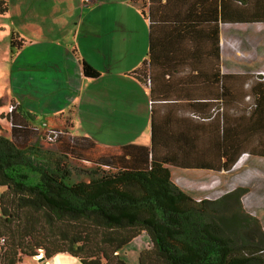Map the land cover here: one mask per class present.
Masks as SVG:
<instances>
[{"label":"crops","instance_id":"crops-1","mask_svg":"<svg viewBox=\"0 0 264 264\" xmlns=\"http://www.w3.org/2000/svg\"><path fill=\"white\" fill-rule=\"evenodd\" d=\"M5 1L9 10L0 15L13 20ZM34 1L49 6L35 8L19 23L0 24L4 37H10L11 61L23 56L24 69L38 74L46 68L48 78V67L56 68L52 83L65 86L68 101L48 116L33 114L15 97L3 102L19 104L34 124L67 128L78 139L77 154L89 164L93 159L116 171L163 163L173 182L196 199L209 192L219 196L208 199L242 192L241 178V189L227 188L225 180L245 153L249 156L233 174L245 175L251 165L258 169L252 177L260 174L258 181L264 180V0ZM57 21L61 37L49 39ZM12 32L20 43L15 52ZM28 49L44 52L28 58ZM84 62L98 71L97 77L85 76ZM57 91L54 98L61 96ZM218 100L223 109L215 112ZM256 103L259 107H252ZM42 136L23 134V141L36 144ZM208 179L213 187L205 191ZM216 179L223 184L215 185ZM250 183L254 186L255 178ZM221 186L224 190H218ZM255 204L263 205L251 200L249 207ZM18 264L84 263L59 253Z\"/></svg>","mask_w":264,"mask_h":264},{"label":"trees","instance_id":"trees-1","mask_svg":"<svg viewBox=\"0 0 264 264\" xmlns=\"http://www.w3.org/2000/svg\"><path fill=\"white\" fill-rule=\"evenodd\" d=\"M8 10L0 0V14ZM18 45L12 32V52ZM83 72L99 74L88 62ZM146 83L152 85L151 73ZM222 102L215 112L223 109ZM10 106L12 136L0 133V186L7 187L1 200L0 264H18L39 250L45 260L67 253L84 264H127L122 250L143 232L151 244L140 253V264H264V231L246 213L239 190L197 200L173 182L161 162L116 171L93 159L85 165L76 135L64 127L42 130L46 125L30 121L19 104ZM51 128L66 134L49 141ZM42 131L44 141L61 148L23 141V134Z\"/></svg>","mask_w":264,"mask_h":264},{"label":"rangeland","instance_id":"rangeland-1","mask_svg":"<svg viewBox=\"0 0 264 264\" xmlns=\"http://www.w3.org/2000/svg\"><path fill=\"white\" fill-rule=\"evenodd\" d=\"M8 1L9 4L11 5V12H12L11 15L13 17L12 18L13 20H11L10 16L6 19L3 15H0V24L1 23L11 24V22L19 23L21 22V20H26L27 18L32 17L36 10L35 8L41 11V8L43 6L44 7L49 6L48 3L41 5L40 3H35L34 0H27V2L24 3L23 5L25 6L24 8V7H20V5H22V1L24 0H21V4L17 3V0H8ZM60 15H61L60 13L56 14V16L58 17ZM44 22L45 21L43 20L42 24H44ZM56 23L57 26L54 28L55 33L47 34V37L49 39L61 37L60 33H56V32L63 27L61 26L62 22L57 21ZM66 27H70L69 22H67ZM42 38H45V35ZM41 52L44 51L38 50V53H36V52H32V49H28L27 51H25V56L30 58L33 55H35V53L40 54ZM12 56L13 55L10 49V37L9 36L4 37V30L1 29L0 27V124L3 128L2 131L0 130V133L5 134L6 136L9 134V129H10V119L9 117H7L10 111V103L3 102V99L5 97H15L18 103L25 105L27 110L39 116H48V114H53L57 112L58 111L57 107L61 104H64L65 102L67 103L68 101L67 99L68 95L64 93L65 86L59 83L57 84L52 83V81L54 80L53 73L54 71H56V68L54 67L50 68V66L48 67V71L49 70L52 71V73L49 75L48 78L44 73V71H46L45 70L46 68H43L41 66L42 67V69L40 70L41 73L36 74L31 70L24 69L23 64L25 60L23 59V56L20 59L16 57L13 61H11ZM50 58H51V54H50ZM39 59H38L39 60L38 64H42L41 62H43L44 59L43 58H39ZM58 89H59L58 95L61 96L58 98H54L53 95L58 92L57 91ZM2 115H6V116L1 117ZM43 129L45 128H42V130ZM43 132L44 131H42V133ZM42 141L45 147H50L51 149L61 148V146H57L56 144H50L44 140ZM73 161L77 162L76 160ZM85 165H90V164H85ZM235 171L236 170L231 169L230 171V173L232 174L231 177H227V179L225 180L226 185H228L226 187L237 188L238 187L237 184L239 183V178H241V180L246 186L242 190V192L239 190V194L241 195L242 205L246 213L251 214L259 221L262 230L264 231V186L262 185V182H264V180L258 181V178H261L262 175L257 174V176L252 177L251 173L253 171L254 173H256L258 169L253 168L251 165H248V170L245 175L240 176L239 174H233ZM253 178H255L254 186L250 183ZM211 180L212 179L206 180V183H204L203 185H208V186L207 188H203V190L213 187L212 186L213 180L212 181ZM214 181H215V185L223 184V180L221 179H216ZM221 187L222 188H219L218 190H224V186ZM237 189H241V188L239 187ZM252 189L253 192H251ZM6 190L7 187L0 186V215L2 214L1 200ZM218 196H212L210 195L209 192L206 197L203 195L199 198L207 199L209 197L215 198ZM251 200L253 201V203L258 202V204L263 203V205L258 208L255 207L256 206L255 204L252 205L253 208H250L249 202ZM150 244H151V237L147 235L146 232H143L141 235L136 237L131 243L125 246L122 250V256L126 260L127 264H140L139 255ZM40 254H44V251L39 250V255ZM27 257H31V256H24L23 259H26Z\"/></svg>","mask_w":264,"mask_h":264},{"label":"built area","instance_id":"built-area-1","mask_svg":"<svg viewBox=\"0 0 264 264\" xmlns=\"http://www.w3.org/2000/svg\"><path fill=\"white\" fill-rule=\"evenodd\" d=\"M87 2H89L90 0H85ZM260 74H264V72L260 73ZM14 109V106H10V112L13 111ZM38 129V128H37ZM66 134V131L64 129H58V128H51V129H48L46 131V137L49 141H55L57 140L59 137H61L62 135H65ZM249 155L248 154H243L239 160L237 161V163L234 165L233 169L238 166L245 157H248Z\"/></svg>","mask_w":264,"mask_h":264},{"label":"water","instance_id":"water-1","mask_svg":"<svg viewBox=\"0 0 264 264\" xmlns=\"http://www.w3.org/2000/svg\"><path fill=\"white\" fill-rule=\"evenodd\" d=\"M41 260H42V258H41Z\"/></svg>","mask_w":264,"mask_h":264}]
</instances>
